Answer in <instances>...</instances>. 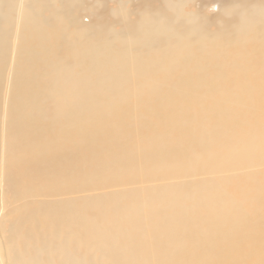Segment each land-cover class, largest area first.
<instances>
[{
    "label": "bare ground",
    "instance_id": "obj_1",
    "mask_svg": "<svg viewBox=\"0 0 264 264\" xmlns=\"http://www.w3.org/2000/svg\"><path fill=\"white\" fill-rule=\"evenodd\" d=\"M111 1L0 0V264H264V0Z\"/></svg>",
    "mask_w": 264,
    "mask_h": 264
},
{
    "label": "rangeland",
    "instance_id": "obj_2",
    "mask_svg": "<svg viewBox=\"0 0 264 264\" xmlns=\"http://www.w3.org/2000/svg\"><path fill=\"white\" fill-rule=\"evenodd\" d=\"M107 7H113V8H119L120 7V3L118 0H113L111 1V3H106ZM211 11L213 12H217L218 11V6H214L211 8ZM86 22V21H85Z\"/></svg>",
    "mask_w": 264,
    "mask_h": 264
}]
</instances>
